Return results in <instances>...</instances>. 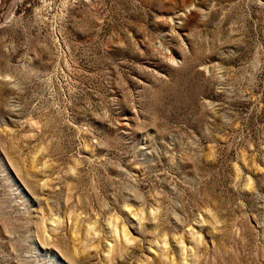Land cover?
<instances>
[{
	"label": "rangeland",
	"instance_id": "obj_1",
	"mask_svg": "<svg viewBox=\"0 0 264 264\" xmlns=\"http://www.w3.org/2000/svg\"><path fill=\"white\" fill-rule=\"evenodd\" d=\"M0 264H264V0H0Z\"/></svg>",
	"mask_w": 264,
	"mask_h": 264
}]
</instances>
